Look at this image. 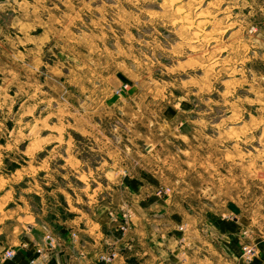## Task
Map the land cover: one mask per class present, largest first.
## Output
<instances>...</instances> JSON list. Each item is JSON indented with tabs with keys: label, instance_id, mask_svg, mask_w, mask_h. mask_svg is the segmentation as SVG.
<instances>
[{
	"label": "rangeland",
	"instance_id": "rangeland-1",
	"mask_svg": "<svg viewBox=\"0 0 264 264\" xmlns=\"http://www.w3.org/2000/svg\"><path fill=\"white\" fill-rule=\"evenodd\" d=\"M130 177L261 255L264 0H0L1 213L123 212Z\"/></svg>",
	"mask_w": 264,
	"mask_h": 264
},
{
	"label": "crops",
	"instance_id": "crops-1",
	"mask_svg": "<svg viewBox=\"0 0 264 264\" xmlns=\"http://www.w3.org/2000/svg\"><path fill=\"white\" fill-rule=\"evenodd\" d=\"M145 180L155 187L153 192L147 191ZM155 180L130 177L124 184L128 198L121 204L123 212L102 204L89 213L64 195L67 210L75 215L56 225L39 219L26 203L13 213L2 214L0 207V221L15 222L8 229L0 225V264H264V244L258 257H243L241 221L223 220L209 210L203 215L185 202L193 196L159 194L161 181ZM82 182L88 185L90 179ZM113 212H118L117 219ZM125 214L130 222L122 230ZM48 233L55 239L51 249L45 238ZM9 248L15 250L11 259L3 257ZM112 251L117 253L114 259H101Z\"/></svg>",
	"mask_w": 264,
	"mask_h": 264
},
{
	"label": "built area",
	"instance_id": "built-area-1",
	"mask_svg": "<svg viewBox=\"0 0 264 264\" xmlns=\"http://www.w3.org/2000/svg\"><path fill=\"white\" fill-rule=\"evenodd\" d=\"M122 230H126L128 227V224H122L121 226ZM76 236V235H74ZM46 240H47V245L48 248H54L55 247V239L51 234L46 235ZM242 249L244 251V255L247 259H249L255 252H256V247L254 244H243ZM15 256V250L13 248L6 249L4 251V258L11 259ZM117 256V253L115 251L112 252H105L101 255V259L105 260H112Z\"/></svg>",
	"mask_w": 264,
	"mask_h": 264
}]
</instances>
